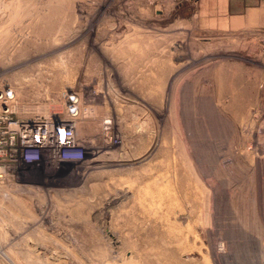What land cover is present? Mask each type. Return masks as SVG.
<instances>
[{
    "label": "rangeland",
    "instance_id": "1",
    "mask_svg": "<svg viewBox=\"0 0 264 264\" xmlns=\"http://www.w3.org/2000/svg\"><path fill=\"white\" fill-rule=\"evenodd\" d=\"M221 3L0 0V91L85 151L0 184V264H264V0Z\"/></svg>",
    "mask_w": 264,
    "mask_h": 264
},
{
    "label": "built area",
    "instance_id": "2",
    "mask_svg": "<svg viewBox=\"0 0 264 264\" xmlns=\"http://www.w3.org/2000/svg\"><path fill=\"white\" fill-rule=\"evenodd\" d=\"M78 102L71 96L64 113H44L18 103L11 91H0V184H25V169L35 166L55 172L75 169L85 157L77 133Z\"/></svg>",
    "mask_w": 264,
    "mask_h": 264
},
{
    "label": "water",
    "instance_id": "3",
    "mask_svg": "<svg viewBox=\"0 0 264 264\" xmlns=\"http://www.w3.org/2000/svg\"><path fill=\"white\" fill-rule=\"evenodd\" d=\"M204 104L201 102L199 103V110L203 109ZM207 110V109H206ZM206 112V113H205ZM202 111L201 114H203L206 122L211 127H214V124L211 121L210 115L213 116V111ZM192 123H194L195 119L194 116H192V119L190 120ZM202 121V120H201ZM196 135V134H194ZM198 136V135H197ZM195 141H201L200 138ZM194 137V138H195ZM199 137V136H198ZM256 252L248 247L244 242H235L234 240H230V243L228 245L227 251L225 253L218 255V260L220 264H257L256 262Z\"/></svg>",
    "mask_w": 264,
    "mask_h": 264
},
{
    "label": "crops",
    "instance_id": "4",
    "mask_svg": "<svg viewBox=\"0 0 264 264\" xmlns=\"http://www.w3.org/2000/svg\"><path fill=\"white\" fill-rule=\"evenodd\" d=\"M204 1H205V0H204ZM223 1L228 2V0H220V2H222V3H221V6H223ZM237 19H239V17H237Z\"/></svg>",
    "mask_w": 264,
    "mask_h": 264
},
{
    "label": "bare ground",
    "instance_id": "5",
    "mask_svg": "<svg viewBox=\"0 0 264 264\" xmlns=\"http://www.w3.org/2000/svg\"><path fill=\"white\" fill-rule=\"evenodd\" d=\"M105 128H107V127L105 126Z\"/></svg>",
    "mask_w": 264,
    "mask_h": 264
}]
</instances>
